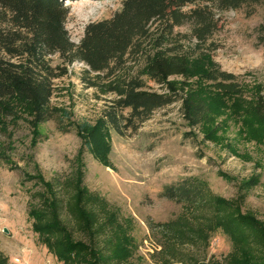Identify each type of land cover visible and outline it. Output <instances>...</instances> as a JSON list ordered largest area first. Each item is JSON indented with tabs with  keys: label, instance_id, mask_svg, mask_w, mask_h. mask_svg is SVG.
I'll use <instances>...</instances> for the list:
<instances>
[{
	"label": "trees",
	"instance_id": "16d2710c",
	"mask_svg": "<svg viewBox=\"0 0 264 264\" xmlns=\"http://www.w3.org/2000/svg\"><path fill=\"white\" fill-rule=\"evenodd\" d=\"M263 1L123 0L111 18L90 22L76 43L66 27L70 10L65 0H0V116L16 118L27 108L33 127L55 117L57 111L50 106L54 80L67 73L65 66L50 62L58 54L65 65L84 63V83L112 96L99 121L120 135L137 130L154 111L178 101L188 125L200 127L211 121L213 111L207 99L186 92L173 80L190 77V60L196 54L177 40L175 29L190 23V34L179 36L183 41L190 37L200 48L217 29L215 10H237ZM192 4L196 6L183 10ZM131 61L138 64L135 72L128 65ZM144 76L160 90L149 88ZM201 77L219 93L245 94L238 77L215 62ZM253 110L264 122L263 95H257ZM84 144L90 146L88 138ZM82 154L83 149L68 174L50 180L40 173L34 177L43 189L32 194L37 200L29 210L33 229L60 264L126 263L132 243L128 226L117 207L85 184ZM256 183V177L242 181L233 198L216 194L197 176L166 185L162 196L181 203L183 209L176 218L154 226L161 234L164 264L183 261L185 245L207 249L218 230L232 242L228 264H264V221L243 212ZM0 264H9L2 251Z\"/></svg>",
	"mask_w": 264,
	"mask_h": 264
},
{
	"label": "rangeland",
	"instance_id": "374dc122",
	"mask_svg": "<svg viewBox=\"0 0 264 264\" xmlns=\"http://www.w3.org/2000/svg\"><path fill=\"white\" fill-rule=\"evenodd\" d=\"M122 2L65 0L72 40L79 43L90 22L111 18ZM215 13L217 29L200 48L190 37L183 41L179 36L190 34V23L175 29L177 40L196 54L190 60V77L173 80L186 92L207 99L213 111L211 121L200 127L188 125L178 101L154 111L137 130L120 135L99 121L112 96L84 83V63L65 65L58 54L50 62L65 66L67 73L54 80L50 106L57 111L55 117L33 127L27 108L16 118L0 116V251L9 264H60L40 242L29 216L31 203L37 201L32 194L43 189L34 177L40 173L50 180L70 173L81 149L85 184L117 207L128 226L131 252L123 264H164L161 234L154 226L176 218L183 206L162 196V191L189 176L205 179L225 198L235 197L242 181L256 177L243 212L264 221V122L253 110L257 95L264 96V1ZM213 62L238 77L244 95L219 93L202 79ZM128 65L138 70L133 61ZM143 78L149 88L160 90ZM232 248L229 237L218 230L207 249L185 245L183 261L170 264H228L225 259Z\"/></svg>",
	"mask_w": 264,
	"mask_h": 264
}]
</instances>
